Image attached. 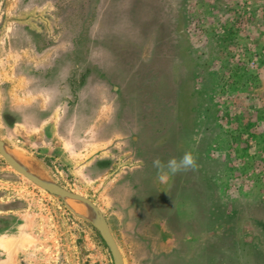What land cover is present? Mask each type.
<instances>
[{
  "label": "rangeland",
  "instance_id": "rangeland-1",
  "mask_svg": "<svg viewBox=\"0 0 264 264\" xmlns=\"http://www.w3.org/2000/svg\"><path fill=\"white\" fill-rule=\"evenodd\" d=\"M243 1L0 0V140L91 200L124 264H264V0ZM196 143L225 162L218 196L238 218L209 236L177 197L192 172L161 182L153 167ZM25 230L27 264H113L90 223L0 156V237Z\"/></svg>",
  "mask_w": 264,
  "mask_h": 264
},
{
  "label": "trees",
  "instance_id": "trees-1",
  "mask_svg": "<svg viewBox=\"0 0 264 264\" xmlns=\"http://www.w3.org/2000/svg\"><path fill=\"white\" fill-rule=\"evenodd\" d=\"M209 146L210 145H206V147H204L202 146V144L199 143H196L192 146L191 151L193 155L196 157L197 164L199 166L196 171L189 170L194 175L193 177V180H195L194 188L188 187L185 190H182V188H180V190H178L179 192L176 189V191L178 192L177 197L186 196V198L189 200L190 204L192 205L191 213L195 217H198V219H200L201 227L204 229L205 232L208 233V236L211 235L213 232H215L217 229H222L226 224L229 225L228 230H230V225L232 224L231 226L232 229L238 220L237 217L233 216L234 215L233 210L227 211V205L222 203L218 196L219 195L218 192L221 186L222 173L225 169V162L222 163L220 159H218L217 157L215 158L209 157V153L206 151ZM184 178L185 175L182 177V179ZM150 180L151 179L148 180V183H145L146 180L144 182V187L148 189V193L146 192L144 195L142 194V196L140 197L142 201L151 202L153 199L152 196L155 199V197H160L162 195L161 192L159 191V188L154 184H152ZM178 182H180V180ZM186 182H187L186 179L182 180V183H186ZM195 186L198 187L199 189H197ZM189 188L191 191L189 190ZM173 189H174V185L173 186L171 185V188L167 189L168 190L167 193L170 195L171 199L173 197ZM183 191L188 193L185 194ZM257 206L260 207L261 209H264V204H262L261 202H258V204H256V207ZM255 213L256 212L252 214L251 216L252 218H254ZM253 220L254 222L259 224L257 225L261 229V232L264 233V221L255 220V219ZM180 225L181 227L185 228L187 232L190 229L189 234L192 237L195 236L196 238L197 234L194 233V231H192L194 228V223L191 222L185 223L184 221H182ZM168 226L171 230L175 228L174 226H170V225ZM174 230L172 231L177 233V230L176 229ZM205 232L200 231L199 235L205 234ZM178 234L179 232L177 233V235ZM230 234L232 238H234L233 230ZM182 239L184 240V238ZM178 245L179 244L177 242L176 247H178ZM210 246L211 245L208 244L209 248ZM199 249L203 250L205 248L200 247ZM173 253L175 254L177 260L183 259L185 261L186 258L183 256L182 249L178 247L175 251H173ZM198 254L193 258L194 261L196 262L198 259L201 258V256H203Z\"/></svg>",
  "mask_w": 264,
  "mask_h": 264
},
{
  "label": "water",
  "instance_id": "water-1",
  "mask_svg": "<svg viewBox=\"0 0 264 264\" xmlns=\"http://www.w3.org/2000/svg\"><path fill=\"white\" fill-rule=\"evenodd\" d=\"M0 156L14 169L31 183L60 200V203L69 212L90 223L100 235L112 257L113 264H124L119 247L111 233L108 223L100 209L86 197L68 191L50 181L37 170L27 168L5 148L0 140Z\"/></svg>",
  "mask_w": 264,
  "mask_h": 264
},
{
  "label": "crops",
  "instance_id": "crops-1",
  "mask_svg": "<svg viewBox=\"0 0 264 264\" xmlns=\"http://www.w3.org/2000/svg\"><path fill=\"white\" fill-rule=\"evenodd\" d=\"M261 10V6H260ZM264 23V5H262L261 17ZM258 39L261 42L264 39V29L260 26V31L257 33ZM261 87L258 90L264 91V77H261ZM264 95V93H263ZM161 190V189H160ZM24 226V225H23ZM21 226V227H23ZM26 227V226H25ZM27 231H22L16 236L0 237V264H27L24 257H20L23 252L29 250ZM22 252V253H20Z\"/></svg>",
  "mask_w": 264,
  "mask_h": 264
},
{
  "label": "clouds",
  "instance_id": "clouds-1",
  "mask_svg": "<svg viewBox=\"0 0 264 264\" xmlns=\"http://www.w3.org/2000/svg\"><path fill=\"white\" fill-rule=\"evenodd\" d=\"M153 167L157 170V178L161 182H167L169 175H176L189 170L196 171L199 166L192 151H185L179 159L171 157L166 162L157 157L153 160Z\"/></svg>",
  "mask_w": 264,
  "mask_h": 264
},
{
  "label": "built area",
  "instance_id": "built-area-1",
  "mask_svg": "<svg viewBox=\"0 0 264 264\" xmlns=\"http://www.w3.org/2000/svg\"><path fill=\"white\" fill-rule=\"evenodd\" d=\"M241 5H243L242 6V8H244L243 9V12H247V11H249L250 10V1H248V0H246V1H243L242 3H241ZM245 10V11H244ZM245 15H247V14H245ZM244 15V16H245ZM256 67H257V65H256V60H255V58H252L250 61H249V68L250 69H252V70H254V69H256Z\"/></svg>",
  "mask_w": 264,
  "mask_h": 264
},
{
  "label": "bare ground",
  "instance_id": "bare-ground-1",
  "mask_svg": "<svg viewBox=\"0 0 264 264\" xmlns=\"http://www.w3.org/2000/svg\"><path fill=\"white\" fill-rule=\"evenodd\" d=\"M21 158V157H20ZM29 162V161H28Z\"/></svg>",
  "mask_w": 264,
  "mask_h": 264
}]
</instances>
